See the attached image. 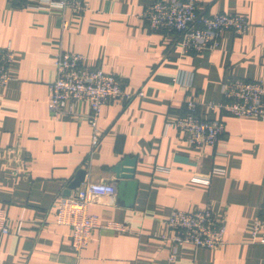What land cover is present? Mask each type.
I'll return each instance as SVG.
<instances>
[{"label":"crops","instance_id":"crops-1","mask_svg":"<svg viewBox=\"0 0 264 264\" xmlns=\"http://www.w3.org/2000/svg\"><path fill=\"white\" fill-rule=\"evenodd\" d=\"M85 1L88 9L75 15L0 0V48L10 43L14 52L10 78L0 86V208L9 230L0 232V264H264V244L251 235L264 205V119L207 106L223 100L227 75L264 83V0H197L203 13L239 14L249 23L246 33L226 31L217 47L199 53L183 52L176 32L149 28L140 14L155 0ZM58 49L82 54L85 65L120 78L125 91L143 93L102 105V137L91 153L88 102L64 101L69 113L60 117L49 108ZM178 69L193 72L200 114L225 123L214 146L194 147L165 126L185 113L190 93L173 83ZM125 156L136 159L133 205L116 195L88 205L100 225L123 229L94 228L77 253L71 227L56 222L57 197L78 169L86 172L80 186L116 183L111 168ZM206 205L222 221L226 243L216 249L182 243L170 262L163 236L171 211Z\"/></svg>","mask_w":264,"mask_h":264},{"label":"built area","instance_id":"built-area-1","mask_svg":"<svg viewBox=\"0 0 264 264\" xmlns=\"http://www.w3.org/2000/svg\"><path fill=\"white\" fill-rule=\"evenodd\" d=\"M22 7L41 8L48 5L69 9L75 15H82L88 9L85 0H11ZM140 16L154 31L164 30L177 33V43L185 53H199L217 47L222 34L230 31L235 35L246 33L249 23L239 14L222 12L206 14L197 9V0H155L147 5ZM66 26L67 22L64 21ZM14 58L10 43L0 48V86L9 80V66ZM55 78L48 85L49 108L54 117L66 116L62 108L64 101H87L89 113L86 115L91 128L90 153L100 143L102 131L97 126L102 105L110 99L130 100L135 95L124 90L123 82L117 76L104 71L101 67H89L80 53L58 49L54 53ZM193 72L178 69L173 83L184 87L188 97L184 100L185 113L165 122L185 135L186 141L194 147L214 146L225 131L222 119L204 118L199 110V102L191 96ZM223 100L209 102L210 109L218 108L235 117L264 119V83L261 80H246L235 75H227L221 85ZM1 152V150H0ZM116 183L87 182L75 188L69 195L57 197L56 222L71 227V247L79 253L89 240L91 231L99 226L122 230L117 222L100 225L88 211L94 197L115 196ZM7 212L0 208V232L7 233ZM255 242L264 244V205L260 215L254 220L251 231ZM170 243L169 261L175 258V248L189 243L205 249H216L226 243L224 225L213 215L211 208H198L193 211L173 209L167 220V233L163 236Z\"/></svg>","mask_w":264,"mask_h":264},{"label":"water","instance_id":"water-1","mask_svg":"<svg viewBox=\"0 0 264 264\" xmlns=\"http://www.w3.org/2000/svg\"><path fill=\"white\" fill-rule=\"evenodd\" d=\"M135 157L125 156L111 168L116 178V200L125 206H132L134 203L137 181L134 179ZM85 170L78 169L73 180L68 184L65 195L70 194L71 189L80 186L85 177Z\"/></svg>","mask_w":264,"mask_h":264}]
</instances>
